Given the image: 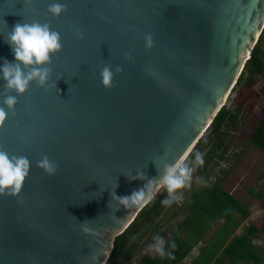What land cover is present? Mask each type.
<instances>
[{"label": "water", "instance_id": "obj_1", "mask_svg": "<svg viewBox=\"0 0 264 264\" xmlns=\"http://www.w3.org/2000/svg\"><path fill=\"white\" fill-rule=\"evenodd\" d=\"M51 2L0 0V66L14 61L16 23H48L62 43L47 88L31 84L0 128V150L31 162L20 193L0 196V264H106L147 205L117 210L112 192L184 163L264 28V0H58L67 11L55 19ZM106 65L123 69L110 89ZM45 155L53 175L37 167Z\"/></svg>", "mask_w": 264, "mask_h": 264}, {"label": "trees", "instance_id": "obj_2", "mask_svg": "<svg viewBox=\"0 0 264 264\" xmlns=\"http://www.w3.org/2000/svg\"><path fill=\"white\" fill-rule=\"evenodd\" d=\"M263 43L264 28L231 90L237 88L245 90L244 92L239 90L243 101L237 102L232 111L223 106L219 109L194 150L184 161L189 167L196 155H201L203 164L196 166L197 172L202 176L200 187L192 191L184 204L175 207L169 215L170 204L162 203L168 197V193L162 187L128 228L114 239L106 264H124L128 260V255L140 241L145 239V236L150 233L152 235L159 233L163 236L164 231L162 232L161 229L165 221L174 220L182 212L186 213L185 217L171 230L168 237H162L167 255L160 257L157 252L153 257L143 255L141 261L144 264H181L192 248L202 240L209 225L218 221L221 223L217 231L200 249V253L191 264H264V247L254 244V240L259 239L264 233V217L257 222L249 223L240 234L231 236L232 227L235 228L237 225H232L233 215L237 214L241 219H245L248 211L221 185L210 181L207 176L216 160L222 157L227 134L225 129L235 124L236 115L240 113L245 102H249L248 110H255L257 113V124L249 134L247 143L264 154V97L255 96L250 91L254 75L264 82ZM204 146H207L206 149ZM248 194L252 198H259L258 195L253 194L252 189H248ZM161 218L163 223L160 222ZM182 231L187 233L188 238L181 236Z\"/></svg>", "mask_w": 264, "mask_h": 264}, {"label": "clouds", "instance_id": "obj_3", "mask_svg": "<svg viewBox=\"0 0 264 264\" xmlns=\"http://www.w3.org/2000/svg\"><path fill=\"white\" fill-rule=\"evenodd\" d=\"M25 4H30L31 0H24ZM67 11L64 3L53 0L47 7V13L52 18H58ZM78 39H83V34H78ZM146 47L152 46L151 35L145 36ZM5 42L9 45L14 56L13 62L4 60L0 66V80L3 81L4 95L3 106H0V128L5 124L9 113L14 114L17 104V97L25 94L31 84L39 88H47L51 76V56L57 55L62 49L61 37L57 31L51 29L48 23L33 21L31 23H16L11 31L5 36ZM126 59H131L129 54H125ZM121 67L113 72L111 66H103L100 70L101 85L105 89L112 88L114 75L122 72ZM59 80V79H58ZM10 93H15L12 95ZM195 161L203 164L200 154H197ZM31 162L26 156L9 154L0 150V196L5 194L16 196L22 190L23 184L30 172ZM37 167L45 174L53 175L58 169V165L51 161L46 155L37 161ZM193 169L188 167L183 161L165 165L163 170L158 169V177L148 180L141 188L133 191L129 196H116L113 191L112 201L118 202L119 208H130L143 206L153 198L152 187L159 184L164 187L168 197L162 201L164 205H169L173 201L181 198L178 190L184 188L192 178ZM130 180L144 179L142 171L135 176L128 177ZM84 221L83 223H88ZM87 230V229H86ZM155 244L151 247L160 257L167 255L164 248V241L160 237H155Z\"/></svg>", "mask_w": 264, "mask_h": 264}, {"label": "rangeland", "instance_id": "obj_4", "mask_svg": "<svg viewBox=\"0 0 264 264\" xmlns=\"http://www.w3.org/2000/svg\"><path fill=\"white\" fill-rule=\"evenodd\" d=\"M262 58H264V43L262 45ZM252 80L253 84L250 91L255 94V96L264 97V82L262 79L254 75ZM239 90L242 89L237 88L236 90L230 91L224 101L223 107L225 109L232 111L237 102L243 101ZM242 91L244 92L245 90ZM248 103L249 102H245L242 104L243 108L240 110V113L236 115L237 119L235 124L225 129L227 134L222 150V157L216 160L215 165L210 169L207 176L210 181L218 183L225 191L236 196L245 206L252 209L254 206L256 208V202L251 200L248 189H254V186L259 187L257 182L264 178V154L247 143L249 134L257 124V113L255 110L247 109ZM202 135H204V133ZM206 147L207 146H204L205 149ZM197 164L194 158L192 164L189 165V167L193 169L192 178L184 188L178 191L177 194L181 196V198L170 204L168 215L175 207L182 206L191 192L200 187L202 176L196 170ZM261 211L262 212L259 213L258 216L264 213V210ZM185 215L186 213L182 212L176 219L169 222L165 221L161 229L162 232L164 231V234H162L163 236L159 233L154 235L150 233L145 236V239L140 241L137 246L134 245V249L128 255V260L124 264H143L141 261L143 255H153L155 253V250L151 247L155 244L154 238L157 236L160 238L168 237L171 230L181 222V219H183ZM160 222L163 223L162 218ZM220 223L221 221H218L209 225L202 240L195 245L192 254L190 253L181 264L192 263L200 253V249L205 246L207 241L217 231ZM245 224L247 223H244V225ZM181 236L188 238L185 231L181 232ZM258 244L264 247V236L262 237V241H259V243L255 242V245Z\"/></svg>", "mask_w": 264, "mask_h": 264}, {"label": "crops", "instance_id": "obj_5", "mask_svg": "<svg viewBox=\"0 0 264 264\" xmlns=\"http://www.w3.org/2000/svg\"><path fill=\"white\" fill-rule=\"evenodd\" d=\"M257 185L259 186V187H256V186H254V189L252 188V192H253V194H255V195H258V199L257 198H252L250 195V198H251V200H253V201H255L256 202V208H255V206L254 207H252V209H250V208H248V206H245V204H243L242 202H241V200H239L236 196H234V195H232L231 193V195L233 196V197H235L246 209H247V211H248V216L245 218V219H241L240 217H239V215H237V214H234L233 215V222H232V225H236V227L234 228V227H232V229H231V236L232 235H238V234H240L242 231H243V229L249 224V223H254V222H257V221H259L260 220V218L261 217H264V213L262 214V215H259L258 216V214L259 213H261L262 211L261 210H264V178L263 179H261L260 181H258L257 182ZM229 193V192H228ZM176 219V218H175ZM244 223H247V224H245L244 225ZM264 236V233L260 236V238L259 239H257V240H254V244H255V242H258L259 243V241H262V237ZM259 245V244H258ZM260 246H262V245H260ZM195 248V246L192 248V250H191V254H192V251H193V249ZM155 253H156V251H155ZM155 253L153 254V255H147V256H149V257H153L154 255H155ZM198 256V255H197ZM188 257V256H187ZM186 257V258H187ZM185 258V259H186ZM184 259V260H185ZM183 260V261H184ZM183 261H182V263H183ZM143 263V262H142ZM144 264V263H143Z\"/></svg>", "mask_w": 264, "mask_h": 264}]
</instances>
